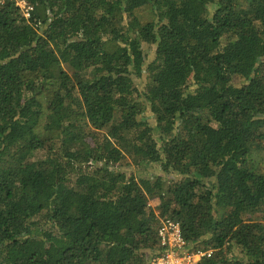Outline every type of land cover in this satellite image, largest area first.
<instances>
[{
    "label": "trees",
    "instance_id": "1",
    "mask_svg": "<svg viewBox=\"0 0 264 264\" xmlns=\"http://www.w3.org/2000/svg\"><path fill=\"white\" fill-rule=\"evenodd\" d=\"M0 2V264H264V0ZM158 200L156 211L148 206Z\"/></svg>",
    "mask_w": 264,
    "mask_h": 264
},
{
    "label": "built area",
    "instance_id": "2",
    "mask_svg": "<svg viewBox=\"0 0 264 264\" xmlns=\"http://www.w3.org/2000/svg\"><path fill=\"white\" fill-rule=\"evenodd\" d=\"M4 0H0L3 2ZM21 10L24 18H29L32 8L24 0H13ZM158 235L162 246L167 245L165 254L154 258L150 264H203L204 259L209 258L210 251L188 252L185 249V242L181 237L179 225L172 221H165L161 224Z\"/></svg>",
    "mask_w": 264,
    "mask_h": 264
},
{
    "label": "rangeland",
    "instance_id": "3",
    "mask_svg": "<svg viewBox=\"0 0 264 264\" xmlns=\"http://www.w3.org/2000/svg\"><path fill=\"white\" fill-rule=\"evenodd\" d=\"M148 206H149L150 208H152L153 210L156 211V208H157V206H158V200H157V199H152V200H150V201L148 202Z\"/></svg>",
    "mask_w": 264,
    "mask_h": 264
}]
</instances>
